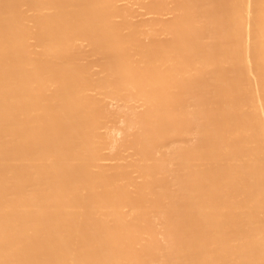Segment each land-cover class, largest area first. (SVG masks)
<instances>
[{
  "label": "bare ground",
  "instance_id": "6f19581e",
  "mask_svg": "<svg viewBox=\"0 0 264 264\" xmlns=\"http://www.w3.org/2000/svg\"><path fill=\"white\" fill-rule=\"evenodd\" d=\"M144 1L0 0V264H264V0Z\"/></svg>",
  "mask_w": 264,
  "mask_h": 264
},
{
  "label": "rangeland",
  "instance_id": "374dc122",
  "mask_svg": "<svg viewBox=\"0 0 264 264\" xmlns=\"http://www.w3.org/2000/svg\"><path fill=\"white\" fill-rule=\"evenodd\" d=\"M163 10H164V3L162 1L145 0L144 2L139 3L135 10L125 8L124 14H127L128 19L134 18V19H138L140 23H146L148 22L149 17H151L155 12L163 11ZM141 50L143 52L145 50L144 47H142ZM73 56L78 57L82 60H86L88 65L93 64L94 66L95 64H99L100 67L102 66L101 62L98 63L97 61L91 58H88L87 54H85V52H83L82 50L74 52ZM90 83H91V86L95 84L94 82H90ZM102 104L103 103H101V105ZM102 114H103L105 125L110 128H113L116 131L117 128L119 127V120L123 118L122 114L118 112L109 111V110L102 112ZM142 118L143 117H138L136 121H140ZM130 145H131V141L127 140L122 143L120 150L116 154H102L101 156L98 157V159L99 161L105 164L115 161L119 159L123 154L128 153L130 151ZM127 174H128L127 170H123L119 173L120 176H127Z\"/></svg>",
  "mask_w": 264,
  "mask_h": 264
}]
</instances>
